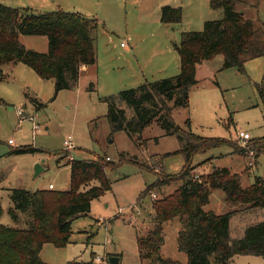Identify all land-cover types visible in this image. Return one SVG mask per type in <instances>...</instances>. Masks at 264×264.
Wrapping results in <instances>:
<instances>
[{
    "label": "rangeland",
    "instance_id": "1",
    "mask_svg": "<svg viewBox=\"0 0 264 264\" xmlns=\"http://www.w3.org/2000/svg\"><path fill=\"white\" fill-rule=\"evenodd\" d=\"M245 1L237 9L258 24L264 22V0ZM0 3L37 12L58 9L80 12L98 20L94 39L96 63L86 66L87 71L82 65L78 81L68 89L56 93L54 79L40 78L22 62L2 66L5 78L0 81L3 209L0 224L26 228L31 221L25 213H20L17 221L9 215L11 189L35 191L52 184L55 190H68L70 159L109 158L110 163L116 164L115 168H106L111 189L92 200L88 215L72 222L66 247L44 244L41 258L48 264H66L74 259L80 264H109V257H119V264H147L140 258L137 239L156 227L153 199L172 193L180 183L153 189L139 197L157 179L155 171L178 173L184 155L176 153L177 138L167 135L156 122L135 137H130L125 129L113 131L104 99L145 82L178 75L180 57L175 45L180 44L181 34L202 31L206 21L221 19L222 11L212 9L209 0H0ZM165 6L181 8V22L163 23ZM19 41L26 49L48 51L46 36L20 35ZM196 78L198 82L189 90V105L172 110L174 122L200 136L232 138L244 151L251 150L248 142L238 140L237 132H247L252 138L264 135V99L259 93L260 84L264 83V57L248 60L242 72L236 67L223 69V58L217 55L197 66ZM67 139L73 144L70 150H65ZM20 146L37 150L11 154V150ZM236 156L228 146L197 154L194 173L209 174L215 167H227L241 175L244 187L252 185L255 177H264V153L251 167L250 157L242 153L245 171L243 160ZM36 166L42 168L38 175ZM237 206L228 205L224 192L216 189L204 209L223 214ZM262 220L264 207L235 213L230 219L231 237H242L247 225ZM179 231L178 219L163 224L164 244L160 252L163 257L186 263V254L178 249ZM231 264H264V258L239 255Z\"/></svg>",
    "mask_w": 264,
    "mask_h": 264
},
{
    "label": "trees",
    "instance_id": "2",
    "mask_svg": "<svg viewBox=\"0 0 264 264\" xmlns=\"http://www.w3.org/2000/svg\"><path fill=\"white\" fill-rule=\"evenodd\" d=\"M245 2L209 0L210 7L221 10L223 16L219 20L206 21L202 31L181 34L180 44L175 45L180 57L178 75L145 82L104 99L113 131L125 129L130 137H135L156 122L167 135L177 138L179 149L176 153L184 155V164L178 173L155 171L157 179L139 197L153 189L180 183L172 193L153 199L156 227L137 239L140 258L147 264H231L239 255L264 258V220L247 225L240 238L230 234V219L235 213L264 207V177L257 176L252 185L244 187L241 175L227 167H215L209 174H195L198 165H193V161L197 154L221 146L230 147L233 153L245 154L246 151L232 138L204 137L183 129L172 117L174 107L189 105L188 94L198 82L199 64L220 55L223 69L236 67L243 72L248 60L264 57V22L258 24L237 9L238 4ZM181 20V8H162L163 23ZM97 29L98 20L80 12L62 9L37 12L0 3V81L5 78L3 65L22 62L40 78L54 79L56 93L70 88L78 81L82 65L96 63ZM20 35L46 36L48 51L42 53L24 48L19 41ZM259 91L264 99L263 82ZM248 145L257 159L264 153V135L251 137ZM36 150L20 146L10 152L24 154ZM110 162L101 156L92 160L70 159L67 163L70 168L68 190L58 191L53 187L35 191L11 189L9 215L17 221L19 214L25 213L31 221L26 228L0 224V264H48L41 258L44 244L66 247L70 243L72 222L88 215L92 200L111 189L106 168H115L116 164ZM139 166L146 168L144 164ZM93 182L97 184L90 186ZM216 189L224 192L228 205H238L237 208L223 214L206 211L204 207L210 203L211 192ZM2 212L0 205V216ZM174 219L180 223L177 244L187 256L186 263L163 257L160 252L164 244L163 224ZM66 264L80 262L74 259Z\"/></svg>",
    "mask_w": 264,
    "mask_h": 264
},
{
    "label": "built area",
    "instance_id": "3",
    "mask_svg": "<svg viewBox=\"0 0 264 264\" xmlns=\"http://www.w3.org/2000/svg\"><path fill=\"white\" fill-rule=\"evenodd\" d=\"M122 45H124V44H122ZM237 138H238V140H240V141H242V142H248V140H250L251 139V135L249 134V133H247V132H244V131H238L237 132ZM11 142V141H10ZM64 145H65V150H70V149H72L73 148V144H72V142H71V140L70 139H67V140H65L64 141ZM247 154H248V156L250 157L249 159H250V162H249V167H251V166H253L254 164V161L256 160L255 159V153H254V151H252V150H248L247 152H246ZM107 160H109V158H107ZM52 186H50V188H51ZM153 197H155V195H153Z\"/></svg>",
    "mask_w": 264,
    "mask_h": 264
},
{
    "label": "water",
    "instance_id": "4",
    "mask_svg": "<svg viewBox=\"0 0 264 264\" xmlns=\"http://www.w3.org/2000/svg\"><path fill=\"white\" fill-rule=\"evenodd\" d=\"M35 170V175H38L42 168L40 166H36ZM108 262L109 264H119V257H109Z\"/></svg>",
    "mask_w": 264,
    "mask_h": 264
},
{
    "label": "crops",
    "instance_id": "5",
    "mask_svg": "<svg viewBox=\"0 0 264 264\" xmlns=\"http://www.w3.org/2000/svg\"><path fill=\"white\" fill-rule=\"evenodd\" d=\"M122 45V44H121ZM82 69L83 70H86L87 71V67L86 66H83L82 67ZM237 156V158H239V159H241V160H243V163H244V171L246 170V160H245V158L242 156V154H238V153H235ZM259 158V157H258ZM258 158L255 160V162L257 163V160H258ZM246 172H249V171H246ZM50 186H52V184H49V188H50ZM53 187V186H52Z\"/></svg>",
    "mask_w": 264,
    "mask_h": 264
}]
</instances>
